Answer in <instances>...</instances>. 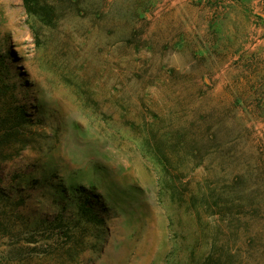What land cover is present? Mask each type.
<instances>
[{
    "label": "rangeland",
    "instance_id": "1",
    "mask_svg": "<svg viewBox=\"0 0 264 264\" xmlns=\"http://www.w3.org/2000/svg\"><path fill=\"white\" fill-rule=\"evenodd\" d=\"M48 1L0 0L26 216L73 226L82 186L104 224L74 264H264V0ZM14 241L0 264H59Z\"/></svg>",
    "mask_w": 264,
    "mask_h": 264
},
{
    "label": "trees",
    "instance_id": "2",
    "mask_svg": "<svg viewBox=\"0 0 264 264\" xmlns=\"http://www.w3.org/2000/svg\"><path fill=\"white\" fill-rule=\"evenodd\" d=\"M22 2L25 9L33 13L49 14L53 9L48 0L39 6H35L32 0ZM5 63L4 55L0 53V238L18 239L12 244H6L13 246L17 252L28 248L32 253L42 254L56 263L74 264L87 249V228H94V238L99 239L104 224L103 206L96 194L79 186L73 189L77 197V222L73 226L61 213L32 222L23 211L25 198L15 195L4 186L1 165L29 144L27 132L31 123L24 106L15 104L13 100L11 85L4 78L7 69ZM213 246L216 245L213 243ZM212 254L207 256L205 264H214Z\"/></svg>",
    "mask_w": 264,
    "mask_h": 264
}]
</instances>
